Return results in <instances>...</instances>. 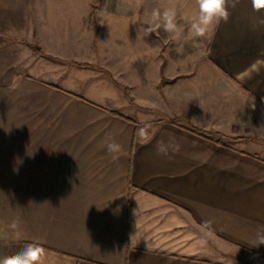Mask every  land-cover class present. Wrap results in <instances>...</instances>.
I'll return each mask as SVG.
<instances>
[{
    "label": "crops",
    "instance_id": "obj_1",
    "mask_svg": "<svg viewBox=\"0 0 264 264\" xmlns=\"http://www.w3.org/2000/svg\"><path fill=\"white\" fill-rule=\"evenodd\" d=\"M135 6L0 0V257L39 242L44 264H264V66L138 36ZM54 97L76 129H54Z\"/></svg>",
    "mask_w": 264,
    "mask_h": 264
},
{
    "label": "rangeland",
    "instance_id": "obj_2",
    "mask_svg": "<svg viewBox=\"0 0 264 264\" xmlns=\"http://www.w3.org/2000/svg\"><path fill=\"white\" fill-rule=\"evenodd\" d=\"M91 1V0H86ZM95 1V0H92ZM111 1H122V2H132L136 4L135 8H139V4L143 3L145 6H140L142 9H135V12L143 14L144 18H150L151 10L155 7H160L161 9L165 7H174L177 11V18H180L182 21V47L185 48V45H189L191 41V49H194L193 43L197 44L198 51L206 50L207 53L211 55L224 56L222 62L230 69H236L238 66L242 65L246 61L257 62L264 66V11L255 12L251 7L250 0H240V3L235 9H231L232 15L227 22H221L213 31L205 38H200L197 40H188L187 30L189 27L190 17L195 14L197 10L196 0H111ZM148 6H147V5ZM167 34V33H166ZM171 34H167L170 36ZM247 36L245 42H237L239 46L237 48H232L231 43L234 40L233 37L236 36ZM255 36V39L253 38ZM250 38V41L248 40ZM231 41V42H230ZM230 42V43H229ZM229 43V44H228ZM227 45H230V48H227ZM187 47V49H190ZM186 49V48H185ZM243 49L245 50L243 53ZM238 50H240L238 52ZM248 55L247 58L243 57ZM248 65V64H247ZM253 65V64H251ZM264 78V72H263ZM46 96V95H45ZM55 100L60 102L59 109L54 110V129H76V121H72L73 115H71L70 122L62 123V117L60 114L61 107H72V104L54 97ZM72 110V108H71ZM41 112V111H39ZM28 113V110L23 108V114ZM39 119L43 118L38 114ZM40 124V121H39ZM24 125V124H23ZM24 128V127H23ZM40 129V128H39Z\"/></svg>",
    "mask_w": 264,
    "mask_h": 264
},
{
    "label": "clouds",
    "instance_id": "obj_3",
    "mask_svg": "<svg viewBox=\"0 0 264 264\" xmlns=\"http://www.w3.org/2000/svg\"><path fill=\"white\" fill-rule=\"evenodd\" d=\"M239 3L240 0H196L197 10L190 17L186 39L197 40L207 37L222 21L227 22L230 19L231 9H235ZM250 3L253 11L257 13L264 11V0H250ZM160 29L164 33L175 34L177 37L182 34L183 27L177 21V11L174 7L153 8L148 25L138 28V36L142 32L144 37H147ZM138 135L145 140H150L154 132H150L146 125L138 130ZM106 148L113 159H118L123 151L122 145L115 141L108 142ZM156 148L158 153L167 155L168 146L163 141H158ZM173 151H178V146L173 147ZM211 223V221H205L203 227L210 230ZM11 227L17 229L18 224L13 222ZM250 245L257 248L264 245V231H257L255 242ZM45 257L46 249L41 243L33 242L15 254L0 257V264H44Z\"/></svg>",
    "mask_w": 264,
    "mask_h": 264
},
{
    "label": "trees",
    "instance_id": "obj_4",
    "mask_svg": "<svg viewBox=\"0 0 264 264\" xmlns=\"http://www.w3.org/2000/svg\"><path fill=\"white\" fill-rule=\"evenodd\" d=\"M37 51H39V50L37 49ZM191 131L194 132V133H197L199 135H206L205 132H203L201 130H198V129L194 128V127L191 128Z\"/></svg>",
    "mask_w": 264,
    "mask_h": 264
}]
</instances>
